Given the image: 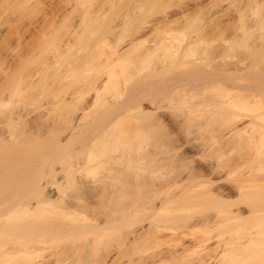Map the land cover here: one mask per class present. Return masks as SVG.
<instances>
[{
  "label": "bare ground",
  "instance_id": "obj_1",
  "mask_svg": "<svg viewBox=\"0 0 264 264\" xmlns=\"http://www.w3.org/2000/svg\"><path fill=\"white\" fill-rule=\"evenodd\" d=\"M186 1L0 0V8L7 5L17 9L26 7V10L31 7L36 9V6L38 9L40 6L50 8H47L49 12L42 16L45 21V25L43 23L42 25L48 26L41 27L42 30L45 28L51 32L46 42L53 33H57V29L65 23L66 17L73 19L72 16L78 15L73 21L70 18V22L67 20L63 33L61 30V34H56V44L52 48H44L43 51L53 57L48 66L57 65L60 57L67 55H76L80 61L74 67L75 72L78 73L75 86L73 88L65 86L58 104L59 110L61 107L63 111L64 108H69L68 113L72 115L69 120L73 125H70L71 130L67 135L64 136L57 131L58 121L54 124L52 121L55 119H52L53 124L47 127L41 137L38 135V139L32 142L34 131L32 129L20 131L15 124L16 117L13 112L0 107V211L3 212L0 219L8 218L7 224L6 220L0 221V235H8L7 240L11 242L9 252H5L9 253L11 264H75V261L70 260V256L65 258L54 255L49 259L39 260L43 238H57L64 234L101 238L113 229L122 231L121 228L129 218L128 214L131 217L134 212H143L138 221L142 230L134 234L132 243L136 244L145 236L155 242L160 241L161 244L159 251L139 257L138 264H245L246 262L254 264L264 257V173L255 174V171L252 173L253 169L246 172L247 168H245L239 174V170L237 172L234 165L241 164L240 156L228 160L230 161L226 162L229 163L228 165L225 162L223 165L209 162L208 165H201L194 161L198 150L193 154L194 147L191 150L192 145L190 144L189 147L187 140L180 141V145H177L173 138L176 130L182 134L187 131V126L189 129L188 121L192 119L193 114L205 117L207 106L213 107L215 114L222 113L234 103L232 93L227 91L225 96L210 99L207 106L206 100L202 98L192 104L193 107L190 104L191 100L197 97L192 99L187 87L191 86V80H197V77L204 74L203 57L197 55L190 60L186 57L189 47L181 48L178 38L165 29L173 24L185 28L200 17L206 6V0H195L190 5ZM62 4L64 6H61ZM171 4L175 6L173 10L163 9L158 15L155 14L150 18L145 17L146 13H142L152 12L153 9L160 7L166 8ZM63 16L64 19H61ZM59 21L63 22H60L61 26L50 31L49 26L52 27ZM12 29H9V33ZM14 30L11 31L12 34ZM42 30L39 32L42 33ZM43 31L47 36L46 30ZM109 35L113 37L109 38ZM54 36L51 37L52 40ZM157 36H161L158 37L159 41L155 40ZM201 44V41H197L194 45L200 47ZM160 51L163 53L161 56H159ZM153 57L158 60L159 72L157 71L158 73L152 78H138L136 72L140 68L139 65ZM65 78H68L65 73L58 75L61 82ZM134 78L136 82L131 85ZM208 79L212 86L230 81L228 75L222 76V74H211ZM206 88L202 86L201 90ZM235 89L242 100L238 107L248 106V101L250 102V99L257 95V89L259 90L250 83L236 86L232 90ZM179 90L182 93L179 94L182 98L181 103L189 108L184 116H180L182 121L174 111H168L170 109L168 106L173 103L172 100ZM198 93L200 92L196 94ZM170 99L167 106L166 103ZM0 103L4 105L3 98H0ZM58 113L54 117L64 114ZM78 113L80 114L77 115ZM197 116L195 117L198 118ZM23 117L25 120L39 119L32 117L30 113ZM234 129L230 135L237 136L240 129ZM243 139L241 138L242 143L245 141ZM230 140L233 139L229 137L226 141ZM161 145L172 150H176V147L177 150L182 151L178 156V164L170 171V178L168 174L166 176L169 180L161 181L162 185L156 186L157 189L154 188V183L153 185L151 183L150 187L147 183V186L143 184L144 179L140 173L143 170L145 157L137 153L127 158L125 171H117L113 167L102 168L101 176L93 182L96 186L92 187V193L80 187L75 194L67 196L68 200L60 192L61 184H64L65 179L62 176L63 169L60 167L64 158L62 150H89L87 158L81 163L82 166L76 170L80 171L91 160L98 164L102 163L100 160L107 154V150H148L152 146L154 148ZM245 145H243L244 149L248 148ZM222 146L225 148L227 144L224 145L221 141L219 144L221 151L224 149L221 148ZM239 146L240 149L243 147ZM249 150L251 152V149ZM248 157H245L247 162L250 158ZM192 163L193 165L188 166ZM183 166L187 173H185L186 178L182 176ZM180 167L182 172L179 170ZM232 170L239 174L237 178L234 176L235 179L230 177L233 181L228 180V176H231L228 173ZM226 176L227 180L224 178ZM186 182L187 186L190 182L193 184L187 188ZM176 186L179 191L181 190L180 194L178 190H172L178 193L173 195L171 192L172 196L165 195L166 187L168 189ZM193 188L198 190L194 191ZM84 191L92 194L90 195L94 199V202L91 200L93 203L95 200L100 203L97 204L100 205L98 208L93 203V206H90L91 201L85 203L91 208L81 205V202L86 200L84 197L87 194L84 195ZM162 194L165 196H161ZM74 201L80 203L75 204ZM205 203L213 206L212 216L198 217L193 214H183ZM84 209L95 213L94 217H90V220H74L73 217ZM99 212L101 216H98ZM10 214L12 217H9ZM79 221L81 222L78 223ZM249 224L251 226L246 228L245 226ZM233 225L242 227L240 233L230 234L228 229ZM255 227L259 229L254 231ZM195 233L202 235H193ZM119 239L121 240L120 237ZM197 248L201 249V252L193 254ZM5 253L3 256L7 255ZM84 258L79 259L85 260ZM86 260L88 264H102L106 257L100 255L97 259L96 254L92 253Z\"/></svg>",
  "mask_w": 264,
  "mask_h": 264
},
{
  "label": "rangeland",
  "instance_id": "obj_2",
  "mask_svg": "<svg viewBox=\"0 0 264 264\" xmlns=\"http://www.w3.org/2000/svg\"><path fill=\"white\" fill-rule=\"evenodd\" d=\"M194 1L195 0H187L186 3H189L190 5ZM94 2L91 3L94 4ZM172 4L168 5L169 7L166 8L160 7L157 9H153L152 12L146 11L142 13H146L145 17L150 18L155 14L158 15L161 11H163V9H165V11L173 10L175 6ZM61 6H64V4H62ZM42 7L40 6L39 8L41 10H39L37 6L35 7L36 9H32L31 7L27 10L25 9L26 7H21L24 9H17V7H13L11 5L0 8V98H3L4 100V105L0 103V107L3 109H10L13 112V115H15L14 117H16L15 124L17 128L20 129V131H27L29 129H32L34 131L32 136L34 139L32 138V142L38 139V135L39 137H41L43 132L48 129L47 127H49V125L53 124L54 122L56 123V121H58L57 126L55 125L57 131H59L64 136L70 133L71 126L73 125H71L70 121L72 115L68 113L69 108H64L65 111H63V108L61 107L62 110L61 108L59 110L58 104L62 99L61 93L65 89V86L66 88H73L75 86V82L78 78V73L75 72L74 67L77 66L80 62L78 60V56L67 55L60 57L57 65L48 66L53 57L49 53L43 51V49L52 48L53 45L56 44V34L59 35L61 34V32L63 33L64 29L67 26V20H69L68 22H70L71 20L73 21L75 17H78V15L72 16L73 19H71L70 17H66L65 23L59 21L58 24L52 25V27L49 26V28H51V31L58 28V26H61L60 24L63 23L62 26L57 29V33H53L55 36L53 34L51 35V37L54 36V39L52 40L53 37H50L51 40L49 39V41L46 42L45 40L46 38H49L51 32L45 29L48 26L45 27L42 25V23H45L44 17L42 16H45L49 12L47 10L50 8L45 6L42 9ZM31 9L33 11H31ZM47 17L50 18V16ZM18 18L20 23L18 21ZM61 19H64V16ZM16 20L18 21V24ZM40 20H42V22ZM67 24L69 25V23ZM41 27H45L43 30H46L48 34L47 36L45 35V31H43ZM10 28H13L12 30L16 28L14 30L15 32L13 31L14 34H12L11 32L12 30H10L9 33ZM165 29H167L169 33L178 38V43H181V48H184V46L189 47V49H187L186 57H189L190 60H193L194 57H197V55L203 57L204 74L199 76V78H202L199 79L197 77V80L193 78L194 80H191V86L187 87L189 88L188 93L192 96V99L193 97H197L196 99L191 100L190 104L194 105V103H196L199 98H202L203 100H206L205 105L207 106L209 105L208 102L210 99L225 96L227 94V91H230L232 93V100L234 102L229 108L225 109V112L222 113L215 114V111H213V107L207 106V108L205 109V117H203V115L197 116L196 114H193L192 119H189L188 121L190 125L188 124L189 129L187 126V131L185 130L186 132L181 134L180 131L177 132L176 130L173 133V138L175 139V142H177L176 144L180 145L182 141L187 140V145L189 147L190 144L192 145L191 150L194 147L193 154L198 150V154L194 157V161L199 164L201 163V165H208V162L211 164L221 163V165H223L225 162V164L228 165L229 163H226L230 162L228 160H232V158L235 159L236 157L239 158L240 156L243 159V162L241 159V164H239L240 166L237 165V167L236 165H234L237 168L236 171L239 170V174H241L243 172L242 170H244L245 168H247L245 169L246 172L253 169L252 173L254 171L255 174L264 173V154H262L264 153V148H262L264 146V0H206V6L203 12L200 14V17L196 21H193L189 26L183 28L179 24H173L167 26ZM39 30H42V33H40L41 31L39 32ZM7 33L12 35H9ZM15 33H18L19 35H16ZM112 37L113 36L109 35V38ZM158 37L161 36H157L156 38L154 37L156 41L160 40V38ZM197 41L202 42L200 47H196L194 45ZM29 49L31 52L29 51ZM161 55H163V53L160 51L159 56ZM157 62L158 60L153 57L150 58L148 62L140 64V68L136 72L137 77H154L159 72L158 69L160 68ZM64 73L68 78H65V80L61 82L58 79V75L60 76V74ZM211 74H222V76L228 75L230 81L223 82L222 84L217 86H212L211 84H209L210 82L208 79ZM135 80V78L132 80L131 85L133 83L135 84ZM245 80H248L249 82H246ZM246 83L252 84L253 86L259 88V90L257 89V95L251 98L250 102L248 101L249 105H246V108L243 107V105L241 107H238L239 103H242V100L240 99V95L237 94V90L232 89L236 86H242ZM201 85L206 86L207 88L201 90ZM197 92H200L202 96H198L200 93H198L197 95ZM176 93L177 94L175 95L174 100H172L173 103L171 102V105L168 106L170 103L169 101H171L170 99L168 100V103H166V105L170 107L168 111H174V113L177 114L180 119V116H184V114L189 111V108L181 103L182 98L180 95L182 93L180 92V90ZM67 97L68 96H66V98ZM172 107L173 109H171ZM199 108L201 109V107ZM58 112H60V114L64 113L67 116H64L63 114V116L60 115L59 117H54ZM27 113H30L32 117H38L39 119L34 120L33 118V120H25V117L23 116ZM80 113H78L77 115H79ZM195 116H197L198 118H196ZM52 119L55 120L52 121ZM180 120L182 121V118ZM234 128H237L238 130L240 129L239 133L237 134L238 137L236 135H230L235 130ZM228 136L233 139L230 141L234 144H232L230 141H226L229 139ZM254 136L257 138V140H255L256 138ZM248 137L249 139H246ZM252 137L254 140L252 139ZM241 138H244L245 141L249 140L247 141L249 143H244L245 141H243L242 143ZM223 139H226V142ZM235 139H237L238 141ZM221 141H223L224 145L227 144V146L225 147L226 149L224 148V146L221 147L222 149H225H223L222 151L221 149H219V144L221 143ZM252 141L257 142L255 144ZM230 143L233 145V148ZM258 143L261 147L258 145ZM239 145H245V147L248 146V148L244 149V146H241L242 148L240 149ZM152 147H150L148 150H107V154H105L100 160L102 161V163L98 164L96 161L91 160V162L85 165L80 171L76 170L82 166L81 163L85 158H87L89 150H62L64 151V158L61 161L60 167L63 169L62 176H64L63 178L65 179L63 180L64 182L62 181L64 184H61V194L64 195V198L68 199L67 196H72L73 194H75L76 191L80 189V187L83 190L85 189L86 191L88 190L89 192H91L92 187L96 186V184L94 185L93 182L98 180L104 168L113 167L117 171H125L124 168L127 158L137 153L143 154L145 157V161L142 165L143 170H141L140 173L142 178L144 179L142 180L143 184L145 186H147L148 184L150 187L151 183L152 185L154 183V188L157 189L156 186H158L161 181L166 182V179L169 180L170 171L173 166L178 164V156L180 155L182 150L179 151V149L177 150L176 147V150H172L170 148L168 149L163 145L154 148ZM216 147L219 149V151L218 149H216ZM247 149H251V152L250 150L247 151ZM226 150L229 152H227ZM241 150L243 151V153ZM244 151L245 153L248 152L249 154H245ZM240 153L249 156L252 160L248 157L249 161L247 162L245 159V157L247 156H243ZM250 154H252V156ZM152 160L153 162H150ZM250 160L252 162H250ZM250 164L251 166H249ZM191 165H193V163L189 164L188 166ZM244 165L248 167H245ZM234 166L233 169L235 168ZM181 169L182 167H180L179 170L181 171ZM184 170L185 167L183 166V171ZM236 171L232 170V173H228L231 176L227 175L229 178L227 176L224 178H226V180L227 178L228 180H231L232 178L230 179V177H233V179L237 178L239 174L234 173ZM224 172L225 170H223L222 173ZM185 173L186 171H184L182 175L184 176V178H186ZM167 174L169 178L166 177ZM186 184L187 182L185 183V186L187 188H190L193 183L190 182L189 186H187ZM171 188H165L166 191L164 193H166V196H172V193L173 195L174 193H178L179 190L177 189V186ZM170 189L171 191L169 192ZM193 189H195L194 191L198 190L196 188ZM172 190L178 191H176V193ZM180 191L179 194L181 193ZM85 193L86 192L84 191V195ZM191 193L193 194V191ZM86 194L87 195L84 197V199L86 200L85 202L82 201L81 205H86V202L94 200L92 199V194ZM165 195L162 194L161 196ZM92 201L89 202L91 203L90 206H93V204H100L99 202H97V200H95V203H93L94 201ZM74 203L77 204L80 203V201H74ZM60 206H62V204ZM86 206L88 207L89 204ZM99 206L100 205H97L96 207L98 208ZM0 212V216H3V212ZM185 213L197 215L198 217H201L200 215H202V217H209L214 213V209L211 204L209 205L208 203H205L197 205V207H195L191 211L183 212V214ZM92 214L93 213H91L89 209H84L79 215H76L73 218L74 220L82 221L86 219L90 220L94 217L95 213L93 215ZM100 214L101 212H99L98 216H101ZM142 214L143 212H134L133 214H131V217L128 214L129 218H127V222L124 225L126 227L124 228L123 226L121 228L123 232L119 229H115L116 231L113 229L111 230V232L109 231L110 233L107 232L106 236H101V238H98L96 236L93 237L91 235H89V237H83V235L80 237V235L75 234H73L72 236L64 234L60 235L57 238H43L44 242L40 246L42 252L40 253L41 258L39 257V260L49 259L54 255L65 258L67 256H70V260L75 261L76 264L80 260V257H88L91 256L92 253H95L97 259L100 257V255L106 257L105 262H103L102 264H138L137 262L139 257L151 255L161 249L159 248V246L161 245L159 243L160 241L155 242L153 239L145 238V236H143L136 244L132 243L134 234L137 232L139 233L142 230V226L138 223ZM10 215L11 216L9 217H12V214ZM5 216L7 217V215ZM7 219L8 218L3 217L2 219H0V221L3 220L2 222H4L6 220L5 223L7 224ZM80 222L81 221H79L78 223ZM250 226L251 224L246 225L245 227L249 228ZM241 229V226L233 225L228 230L230 234L234 235L240 233ZM258 229V227L253 228L254 231ZM120 231L122 236L120 235ZM196 234L198 233H195L193 235ZM4 236L6 237L8 235ZM4 236L0 237V264H11V259L8 255L9 253H5L6 251L9 252L8 249L11 248V242L7 240V237L3 238ZM119 237L121 238V240L119 239ZM199 252H201V249L197 248L194 250L193 254H197ZM3 253L7 255L3 256ZM106 253H108L107 256ZM71 257L76 259L77 261L71 259ZM87 257L84 258L85 260H80L83 262L80 263L79 261L77 264H88V261L86 260ZM247 263L249 264L250 262H246L245 264ZM254 264H264V257L257 260Z\"/></svg>",
  "mask_w": 264,
  "mask_h": 264
}]
</instances>
